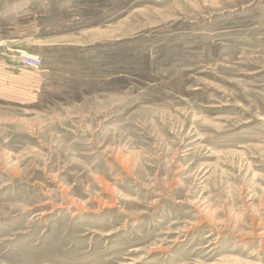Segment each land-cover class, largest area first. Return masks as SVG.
<instances>
[{
  "label": "rangeland",
  "instance_id": "rangeland-1",
  "mask_svg": "<svg viewBox=\"0 0 264 264\" xmlns=\"http://www.w3.org/2000/svg\"><path fill=\"white\" fill-rule=\"evenodd\" d=\"M0 264H264V0H0Z\"/></svg>",
  "mask_w": 264,
  "mask_h": 264
},
{
  "label": "built area",
  "instance_id": "built-area-1",
  "mask_svg": "<svg viewBox=\"0 0 264 264\" xmlns=\"http://www.w3.org/2000/svg\"><path fill=\"white\" fill-rule=\"evenodd\" d=\"M18 65L22 69L30 68L33 70H41L42 62L34 55L23 54L21 57H19Z\"/></svg>",
  "mask_w": 264,
  "mask_h": 264
}]
</instances>
